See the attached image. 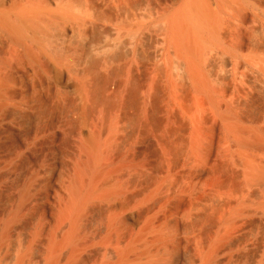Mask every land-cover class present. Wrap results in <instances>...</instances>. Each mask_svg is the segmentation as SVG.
Returning <instances> with one entry per match:
<instances>
[{"label":"rangeland","instance_id":"374dc122","mask_svg":"<svg viewBox=\"0 0 264 264\" xmlns=\"http://www.w3.org/2000/svg\"><path fill=\"white\" fill-rule=\"evenodd\" d=\"M171 1L172 0H120V1L119 0H77V1L54 0L55 2L54 7L56 9H64L67 6L70 7L72 5V9L73 12L75 13L74 15L76 17V20H73L75 17L72 19L69 18L70 21L68 19L69 22L66 21L65 23L66 25L68 24L67 26L70 28L69 36H66L65 32L63 31L65 28L64 27L65 24L63 22L61 23L63 26V30H62L61 28L62 26L59 25L55 26L53 23L50 24L49 21L46 20L41 21L39 24L42 25L41 28H44L42 29V31L43 30L44 31L43 32L41 31V36L43 34L42 38H44L43 41L44 42L48 40L50 41L44 43V48L47 52L48 57L55 58V60H58L57 59L58 57H56V55H58L60 52L65 53V59L67 61L63 60V62L60 61L59 63L57 61V65L59 64L58 65L59 68L63 69L65 72H67V74H69L68 75L69 80L72 79L71 80L72 82L81 85L79 86L82 88V90L84 89L82 97L74 93V91L72 90L56 89L53 86V83L50 82L51 80H49V77H47L46 72L43 73L44 72L43 70L46 68L47 65V61L45 59L42 60L40 59L41 60L40 62H36L31 59H29L30 60L29 61L27 60L28 58L27 59L25 58L22 50L12 49L11 47H9V49L8 47L2 48L3 50L0 49V55L2 56L1 58H5L7 61V65L1 64L2 62L0 61L1 62L0 86L2 88V89L0 88L1 89L0 90L1 93L0 94V99H1L0 100V214H1L0 228L3 224L2 222L5 221L7 218H10V215L12 216V213L15 214L17 210L16 212L17 215L15 219L13 218L15 222L12 220V222L10 221L9 223L10 226L7 229V236L5 238L3 237L0 238L1 240L0 247L2 246V248H0L1 255L2 253L5 254L6 253L5 251L7 250H8L7 252L10 251L9 253H13V252L15 253L18 250H22V251L25 250L26 252L24 255V264H31V263L48 264L46 262L47 260L49 264H51L50 261L57 259L60 260V258H61V264H65V262H67L66 264H68V262L69 264H99V263L119 264L120 259L118 258H120L121 255L123 254H127L129 255L128 257H131V259L128 258L129 262L127 261V264L146 263L147 259H144L146 257L148 258L147 264L149 262H150L149 264H169L171 263V261H174L173 259H176L177 257H181V258L184 257L183 260L185 259L186 261V262L184 261L185 264H187L188 262L192 264H196V263L198 264V262H202L199 264H203L202 260H204L205 258L204 256H207L208 254L209 255L207 256V259L211 258V260H206L205 258L206 260V261L204 260L205 264L207 263L208 264H214V263L215 264H228V263L264 264V257H263L264 254H261L264 253V246H263L264 245V197H263L264 196V188H263L264 187V181H263L264 154H262L264 152V138H263L264 137V130H263L264 129L263 126L264 125V111H263L264 84L262 83L263 84L262 85L260 82H258V79L255 78V77H259L257 72H250V70L252 69L255 70L257 66L255 67L256 64H254L253 61H250V63L254 64V66L249 65L248 63L249 61L247 62V60H250V58L248 59L247 58L248 56L244 55L246 56V58L242 56L241 59L242 58L244 59L236 60L237 64L238 62L242 63L241 64L242 66H240L239 69L236 68L237 66L234 64V62L236 63L235 60H233V64L235 65V66L233 65L234 68L233 66H230V68L228 67L229 68L228 69L227 67L225 68L223 64H222L223 67L219 65H218L219 67L217 66V64H221L220 61L222 60L221 58H224V54H222L219 49L218 51L214 50L215 55L214 53H212L214 57L212 56V54L210 55V53L208 52L211 50V48L209 50H205L204 53L202 52L203 55L201 54L198 55L199 52L197 49L196 51L198 53L194 52V56H196L195 59H197L199 56H200L199 58L202 59L201 56L203 57L205 55H206L205 57L208 56L210 59H212L209 61L210 64H212V66L209 65V62L207 63L206 59H208V57L206 59L203 58V60H205L206 62L205 61L202 62L203 60L201 61L200 59L198 60H200V62L202 63H206V67L207 65H209L211 66L210 69L212 67L214 68V71L212 69L210 72L208 66L207 67L208 72L206 71L203 72L205 74L206 73L208 74L210 73V75L211 73L213 74L211 75L213 78L211 77L210 78L213 79L214 82L213 84L218 89L216 90L217 91L216 94L215 93L216 88L212 89L214 88L213 87L214 85L211 86L210 81L206 80L209 82V85H207L209 89L210 90L212 89L214 91L212 90H211L212 92L210 91L211 93H213L212 95L206 92L203 93L204 90L203 88L198 87L197 85L198 82H194V80L192 81V79L195 78V77L193 78L194 76L193 73L191 74L188 73V72H192V70H190L191 63H189L192 62L191 57H187L188 55H185L184 51L182 50V46L180 44L179 47L176 46L178 43H176L175 45L174 41L170 42L172 38L171 36L170 39H168L169 36L167 37L168 31L169 34L170 31L172 33V28L170 29V26H173V24L171 25V22H173V20L171 19V17L170 20L169 18H167V16L169 17L170 15H172V13L175 11V8L177 9V7L178 8L181 7V4L183 3V0H173L172 2ZM260 1L264 2L263 0ZM78 4H81L83 7L81 5H80L81 7H79ZM175 13L176 12H174V14ZM253 13H255L256 15L255 11ZM255 15L250 18L249 24H247L246 26H242V28L243 27L248 28V29L245 28L246 31L244 28L243 29L246 32L247 36L250 35V37L253 35L251 34L252 31H250L249 33V31L247 32V30H253L252 33H255L254 31H256L257 36L255 34L254 36L257 39L256 38L254 39L261 40L262 35L264 36V31H263L264 22L263 24L260 22L264 20L261 17H255ZM125 16L127 17L125 18ZM234 19L237 22L235 24L239 25L240 23L238 24L239 21L237 20V18L234 17ZM234 19L232 21L233 23L235 21ZM76 24L78 27L76 26ZM137 25L140 26L138 27ZM71 27L73 28V30ZM83 28L84 30H82ZM258 28L262 30L261 31L262 35L258 34L259 32ZM111 30L112 31L115 30V31L112 32ZM47 32L50 34V36ZM44 34L46 35V37ZM52 34L53 35L55 34L56 37L55 35L53 36ZM116 34L117 35L119 34L118 36L120 37H118ZM141 35L142 36L146 35L145 36L146 38L142 37ZM171 35L173 36V33ZM61 36H63L64 38ZM254 36H252L251 38H253ZM258 37L261 38L258 39ZM57 38L59 42L57 41ZM70 38L74 40V41L72 40L73 43L69 41L71 40ZM262 40L261 43L264 42V38ZM75 42H77L78 44ZM82 43L84 45H82ZM170 45L172 46L175 45L174 46L175 49L172 46L171 48ZM178 48L179 49L181 48L180 50L183 51L185 56L183 55L182 51L179 52L180 50H178ZM11 49L12 51H10ZM76 49H78V51H76ZM174 50L177 52L176 54ZM3 51L5 53L7 51L8 52L5 54ZM19 51H21V53ZM178 52L180 53V55L182 53L185 59L187 57L190 60L187 62L189 63L188 67L190 69L187 70L186 68L187 63L184 62L185 63L184 65V63L182 62L184 59L182 58V55L176 56L177 54H179ZM211 52H213V49ZM135 53L138 55H135ZM196 53L198 56L196 55ZM15 54L16 55L19 54L17 55L18 58L15 56ZM220 54L223 55L221 58L218 57ZM67 56L70 58H67ZM23 57L25 59H23ZM20 58L23 60L21 61L18 60ZM80 58H82V60ZM216 58L218 59L220 58V60L217 59L218 60L217 61ZM225 58H229V57L226 56ZM225 58L223 60H225ZM30 62H33L32 64H30V68L32 70L29 68ZM42 62L44 63L42 64ZM203 65L205 66V64ZM244 65H246L245 68L246 72L244 70L245 67ZM8 66H11L12 69L11 67L9 68ZM231 67L233 68L232 71H231L232 69ZM242 67L244 72L242 70ZM247 68H249V70H247ZM91 69H93V71ZM234 69L240 70V72L239 71L236 72L237 70ZM16 74L20 77H18ZM252 74H254V77L251 76L252 78L250 79V77L248 76L249 78L247 79L253 80L254 78V80L259 84L258 83L253 84V82H255L254 80L253 82L250 80L247 81L246 79L247 75H252ZM34 77H36L35 78L36 80L35 79L32 80ZM210 78L208 77L207 79ZM46 79L48 80L45 81ZM215 79L218 80L216 81ZM233 79H234V83H233ZM196 80L198 81L199 79H195V81ZM219 81H221L220 83L222 85L219 83ZM194 83H197L195 84L196 85L195 87H194ZM255 84L258 85L257 87H261L262 85L263 87H261V89L262 88L263 89L261 90L259 88L256 92L257 88ZM51 86L53 89L51 88ZM3 87L5 90L3 89ZM250 87L251 89H249ZM195 89L196 91L197 90H199V92L201 91V94L198 91L197 92L194 91ZM223 89L224 90L226 89L227 91L225 90V92L229 93V95L225 93ZM219 90L220 91L222 90L223 92L221 91V94H218V92L220 93ZM85 91L88 93H86ZM4 92L6 93L4 94ZM253 92L257 94H253ZM63 93L64 94L67 93V94L64 96ZM197 93L202 95L203 98ZM204 94L207 95L209 94L211 96V99L213 95L214 96L218 95V97L219 95H221L220 97L222 98L221 100L228 99L229 103L226 104L227 109L225 108L226 105L221 103L222 101H220V98L218 99L221 104L217 102L219 106H217V103H216V108L213 107L212 105L210 106L208 104L209 102L208 103L206 102L208 100L207 98L209 97V95L207 96ZM225 94H227L226 95L227 98ZM87 98L88 101H86ZM204 98L206 99L205 101ZM215 100L218 101L217 97L215 98ZM261 101H263L262 102L263 105L261 104ZM226 102L224 101V103ZM230 102H232L234 105ZM84 103L86 106L84 105ZM211 103L212 101L210 102V104ZM250 103L252 104V106ZM229 104H232L233 108L231 105L229 106ZM253 104H255V106ZM235 105L237 106L238 109L237 112H239V115L242 114L241 116H243L242 118L241 116L238 117V119L240 118L239 125L238 122H236L237 119H235L234 122L233 121L231 122V120L229 121L224 119L225 117L227 118L226 115L224 116L220 115V113L224 109L227 110V111L224 110L225 112H228V110L230 109L232 110L231 111L232 113L233 111L235 113H233V115L231 112H228L226 114L227 115L230 114L232 118L233 117L237 118L236 116L237 109L235 108L236 107ZM221 106H223L224 108ZM228 106L231 107L232 109L228 108ZM212 107L218 109L216 110L217 112L213 110ZM252 109L254 110V112ZM81 114H84V116L86 117L87 127L94 135L99 145L97 153L99 154L98 156L101 157L97 158L98 162H95L96 164H92L90 160L91 155L84 147V140L80 136ZM249 114H251L253 118L251 117V115L249 116ZM256 114L258 117L256 116ZM260 115L262 116L263 120ZM230 117L229 119H232ZM259 132L261 135L259 134ZM242 142L243 144L246 143V145L245 144L242 145ZM254 143L256 144L254 145ZM53 145L56 147H53ZM84 155L86 158L84 157ZM250 158L251 160H249ZM259 162L260 163L263 162L262 163L263 165L260 164ZM50 163L51 165H49ZM253 165L254 166L257 165V166L254 167ZM35 166L37 167V169H35ZM55 167H57V169ZM94 168L97 170H95ZM251 168L253 170L255 169L254 170L255 173L260 171V174L263 175V180L259 181L258 179L254 178V174H253L254 171ZM54 170L57 173L56 176L54 177L55 180L53 179V181L52 180L48 181V179L52 174L51 172H53ZM45 174L48 176H46ZM107 176L110 177L112 188L116 192L115 196L104 197L103 195V196H97L96 198L95 197L92 198L90 196L89 198V194L91 195V191L94 188L102 187L104 179ZM74 182H77L75 184L76 187L74 186ZM24 183H26V185ZM60 185L62 187H60ZM42 186L45 188H43ZM121 187L122 189L125 187L124 190H121ZM37 188L38 189L41 188L42 191L41 189L38 190ZM75 188H77L76 191ZM78 189L81 191H79ZM76 192L78 194H76ZM260 195L262 196V198ZM119 196L123 198V200L120 199ZM17 197L19 198V200ZM70 198H72L73 201H71L72 199ZM105 198L106 201L104 200ZM124 199H126V201ZM81 200H82V204H80ZM108 200H110V203ZM113 200L114 202H112ZM116 201L122 203V205L124 206L120 205V208L115 209L114 204L112 203H115ZM124 202H126L127 204L126 203L123 204ZM72 203L75 204V211L72 213L69 211L70 213H68V210L70 209L69 206ZM76 203L79 204L81 208L79 206L76 207L77 205ZM111 204L113 205L114 208L112 207ZM238 204L240 207L238 206ZM7 205L9 207H7ZM45 205L46 206L49 205L50 207L52 206L50 209H52L56 217L55 218L56 222H54L55 224L53 226H50L46 217L44 218L45 214L43 212L45 211L44 210ZM111 207L113 209H111ZM77 208L78 210H76ZM82 209H84V212ZM114 210L117 211L116 212L117 214H115ZM235 210L237 212H235ZM109 212L112 213L111 214L112 216H110ZM128 212L130 214L134 213L135 214L134 217L136 219L138 217V223L136 225H133L131 222H128L129 221L128 219H126L127 215H129ZM34 213H36V215ZM120 213L121 215H119ZM73 214H75L74 218H73ZM123 214L125 215L124 216L125 218L122 216ZM106 215L108 216L105 217ZM224 215L226 216L224 217ZM114 217L115 218L118 217L117 219L119 221L117 219L114 220L115 219ZM113 220L116 221L117 223H113L114 222ZM57 221L59 222V224ZM175 221H176V226H174ZM61 222L62 224H60ZM178 222L179 224H177ZM169 224L172 227H170ZM107 225L109 227H107ZM23 226L26 227L23 229L22 228ZM115 226L118 227L115 228ZM173 226H174V230H173ZM112 227H114V229ZM75 229L77 231H75ZM185 229L186 231H184ZM53 230H55L58 234ZM62 230L65 232H63ZM69 230L70 233L75 231V235L78 234L80 236L79 237L77 235L76 236L77 238H74V240L71 242H74L76 239H78L80 242L76 240V243L70 244L71 246L69 244H65V243H69L68 240H66V238H68L70 234L68 233ZM175 231H177L179 234H177V232ZM53 232L57 234L58 241L60 240L61 241L60 243H57L55 245L54 249H51V246L53 245L51 243L52 236L54 234ZM79 232L81 234H79ZM133 232H135L134 233L135 235L133 234ZM14 234L15 236H13ZM39 235H41V237ZM177 235H178L177 239H179L180 242H178L179 240L177 241L176 239ZM21 236L23 237V239ZM101 236L104 237V239ZM32 237L35 239H33ZM45 237H47V239ZM213 238L217 239L216 243ZM8 239L10 241H8ZM162 239H164L163 241L165 242L164 244L162 241L163 246L161 245ZM32 240L34 242H32ZM166 240L168 244H166L167 243ZM212 240H214V243L216 245L213 243ZM211 241L212 244L206 248V246H208V244L211 243ZM112 242H114V244ZM119 242L124 246L121 245ZM155 242H157V244ZM84 243L86 244L84 245ZM87 243L90 245H88ZM96 243L98 244L96 245ZM170 244L173 246H169ZM139 245L140 247H138ZM146 245L147 247L152 245L153 247L152 246L150 247L153 249L149 248V250H151L149 251ZM218 245H220L221 247L219 246L218 248ZM229 245H231V247ZM73 246H75L74 250H73ZM114 246L118 250L119 249L120 250L119 251L114 250L113 249ZM121 246H123L124 248ZM125 246L128 248H126ZM13 247L14 249H12ZM91 247L93 248L90 249ZM135 247L138 249L137 252L135 250L136 249ZM142 247L146 248L147 251L145 249H143L144 250L143 251L141 249ZM163 247H167V248L164 249ZM172 247L178 248V255L176 257H174L172 253H170ZM215 247L216 249H214ZM32 248L33 249L35 248V250H33ZM168 248L169 250L167 251ZM49 249L51 250L49 251ZM96 249H98L99 252ZM111 249H113L114 251ZM131 250L134 251L132 252ZM158 250L160 253L158 252ZM213 250L214 252L216 251L215 255H213L215 258H212L213 256L211 257L210 253H208L209 251H212L213 253ZM73 251L76 252V255H74L75 252ZM117 251L118 252L122 251V253L120 252L121 254L118 253V256H116ZM140 251L144 252L145 254L141 253ZM204 251L205 253L202 254V252ZM44 252L45 255L43 254ZM56 252L58 256L55 255ZM152 252H155L157 258ZM161 252L163 253L165 252V254L163 253L161 254ZM221 252L224 254H221ZM112 253L114 255H112ZM129 253H132L133 255ZM138 253H140L141 255L142 254L146 255V257L142 256L141 258L140 257L141 255ZM200 253L202 254L201 259H200V255H201ZM38 254H40V257ZM79 254H81L82 257ZM149 254L152 256L151 259L152 262L149 260V258H151ZM46 255L48 257H51V260L50 258L45 257ZM170 255L172 257H169ZM256 255H259L258 258ZM76 256L77 258L78 257L79 258L77 259ZM188 256L191 258H189ZM194 256L196 258L197 257L199 258H197L196 260V258L194 259ZM165 257L166 259H164ZM185 257L188 260H186ZM158 258H160V261ZM76 259L77 261H75ZM163 259L165 260L164 262ZM135 260L137 262H135ZM144 260L145 262H143ZM222 260L223 262L224 261L225 262L222 263ZM33 261L36 262L34 263ZM207 261H211V263Z\"/></svg>","mask_w":264,"mask_h":264},{"label":"bare ground","instance_id":"6f19581e","mask_svg":"<svg viewBox=\"0 0 264 264\" xmlns=\"http://www.w3.org/2000/svg\"><path fill=\"white\" fill-rule=\"evenodd\" d=\"M62 1V0H61ZM66 1V0H65ZM73 1V0H72ZM75 1V0H74ZM77 1V0H76ZM120 1V0H119ZM173 1V0H172ZM171 1V2H172ZM233 1H235V2H233ZM183 0V3L181 4V7H177V9L175 8V11L174 12H176L175 14H174V12L172 13V15H170L169 17L167 16V18H169L170 19V17H171V19L173 20V22H171V25L173 24V26H170V29L172 28V33H173V36L171 35L172 33H171V31H170V34H169V31H168V33H167V37L169 36V38L168 39H170V36L172 37L171 38V41L170 42H172V41H174L175 42V45H176V43H178L176 46H179V44L182 46V50L184 51V53H185V55H188L187 57H191V61L192 62H189V63H191V69L188 67V64L189 63H187L188 61H190L187 57H186V59H185V57H183V55H184V53H183V51L182 50H180L179 48H178V50H180L179 52H181L182 51V53H183V55H182V53H181V55H182V58H184L183 59V63L185 62V63H187V70L188 69H190V70H192V72H188L189 74H191V73H193V78L194 79H192V81L194 80V82H198V84L197 83H194V87L196 86L195 84H197L198 85V87L199 88H203V93H209L210 95H212L213 93H211L212 91H214V90H212V89H215V93L217 92L216 90H218L217 89V87L213 84L214 82H213V79H211V78H213L211 75H213L212 73H211V75H210V73L208 74V73H204L203 71H206V72H208V66L209 65H211L212 66V64H210V60H212V59H210L208 56V59H206L207 57H205V56H201V58L202 59H200L199 57L197 58V59H195L196 58V56H194V52H197L196 50L198 49V52H199V54L198 55H203V53H204V51L205 50H209L210 48H211V50L210 51H208L209 53H210V55L212 54V53H214V50H216V51H218V49L221 51V53L222 54H224V58L227 56V57H229V58H225V60H223L224 58H221L223 55H219L218 57H220L222 60H220V58L218 59V58H216V60L218 59V60H220L221 61V64H217V66L219 65V66H222L223 67V65L225 66V68L227 67H229L230 68V66H233L234 64L237 66L236 68H240V66H242L241 64V62H238V64H237V61L236 60H240L241 59V57L242 56H244V55H246V56H248L247 58L249 59L250 58V60H247V62L249 63V65H253L254 66V64H256L255 65V67L257 66V68L254 70V69H252V70H254V71H252V70H250V72H257L258 73V75H259V77L261 78H259V77H255V78H257L258 79V82H260L261 84L263 83L264 84V42H262L261 43V40L264 38V36L261 34V31L262 30H260V28H258L259 30V32H258V34L259 35H262V39L261 40H256L257 38L254 36V34L256 35L257 33H256V31H254L255 33H252L253 32V30H247V32L249 31V33H250V31H252L251 32V34H253L252 36H254L253 38H251L250 37V35L249 36H247V34H246V29L245 28H247V27H243L244 29H245V31H244V29L242 28V26H246L247 24H249V21H250V18L251 17H253L254 15H255V13H253L254 11L256 12V15H255V17H261V18H263V20H264V2H261L260 0ZM264 1V0H263ZM124 2V1H123ZM178 2V1H177ZM70 3V2H69ZM130 3V2H129ZM124 4H126V3H124ZM176 4V3H175ZM71 5V4H70ZM79 5V7H81L82 5L81 4H78ZM81 5V6H80ZM179 5V4H178ZM183 5V6H182ZM55 2H54V0H0V49H2V48H4V47H8V49H9V47H11L12 49H18V50H22V52H23V54H24V56H25V58L27 59V60H29V59H31V60H34V61H36V62H40L42 59H45L46 61H47V65H46V68L42 71L43 73H45L46 72V75H47V77H49V80H51L50 82H52L53 83V86L56 88V89H65V90H72V91H74V93H76L77 95H79L80 97H82V95H83V90H82V88L78 85V84H76L75 82H72L71 80H69V78H68V75L69 74H67V72H65L63 69H61V68H59V64L57 65V61H58V63L60 62V61H62L63 62V60L64 61H67L66 59H65V53L64 52H60L58 55H56V57H58L57 59L58 60H55V58H52V57H48V55H47V52H46V50H45V48H44V43H47L48 41H43L44 40V38H42L43 37V34H42V36H41V31H42V29H44V28H41L42 27V25H40L39 23L41 22V21H43V20H46V21H49V23L50 24H54L55 26L56 25H59V26H62V22L65 24L66 23V21L67 22H69L70 21V19L69 18H74L75 17V13L73 12V9H72V5L70 6V7H66V8H64V9H56L55 7ZM169 6V5H168ZM180 6V5H179ZM83 7V6H82ZM171 7V6H170ZM76 9V8H75ZM180 9V10H179ZM84 10V9H83ZM87 11V10H86ZM251 11H252V13L254 14H252L251 13ZM251 13V14H250ZM89 14V13H88ZM168 14H170V13H168ZM120 15V14H119ZM253 15V16H252ZM123 16V15H122ZM88 17V16H87ZM116 17V16H115ZM121 17V16H120ZM127 16H125V18H126ZM234 17L235 18H237V20L239 21L238 22V24L239 25H237V24H235V23H237L236 22V20L234 19ZM254 17V18H255ZM78 18V17H77ZM84 18V17H83ZM134 18H136V17H134ZM163 18V17H162ZM68 19H69V21H68ZM170 19V20H171ZM232 19V20H231ZM233 19L235 20L234 21V23L232 22L233 21ZM256 19V18H255ZM73 20H76V17L73 19ZM78 20V19H77ZM82 20V19H81ZM80 20V21H81ZM85 20V19H84ZM87 20V19H86ZM117 20V19H116ZM127 20V19H126ZM119 21V20H118ZM133 21V20H132ZM135 21V20H134ZM85 22V21H84ZM120 22H122V21H120ZM120 22H119V24H120ZM263 22L264 21H261L260 23H262L263 24ZM78 23V22H77ZM116 23V22H115ZM114 23V24H115ZM44 24H45V22H44ZM72 24H74V23H72ZM83 24V23H82ZM81 24V25H82ZM125 24V23H124ZM138 24H139V22H138ZM256 24V23H255ZM47 25V24H46ZM68 25V24H67ZM66 24H65V28H64V30H63V26L61 27L62 28V30L65 32V34H66V36H69V33H70V28L67 26ZM165 25V24H164ZM76 26H77V24H76ZM75 26V27H76ZM138 27L140 26V25H137ZM44 27V26H43ZM51 27V26H50ZM73 27V26H72ZM71 27V28H72ZM78 27V26H77ZM113 27V26H112ZM86 28V27H85ZM145 28V27H144ZM54 29V28H53ZM115 29H116V27H115ZM139 29V28H138ZM146 29V28H145ZM169 29V30H170ZM248 29V28H247ZM50 30V29H49ZM52 30V29H51ZM55 30V29H54ZM53 30V31H54ZM59 30V29H58ZM61 30V31H62ZM72 30H73V28H72ZM79 30V29H78ZM82 30H84V28L82 29ZM165 30H166V28H165ZM44 31V30H43ZM42 31V32H43ZM56 31V30H55ZM60 31V30H59ZM81 31V30H80ZM112 31V30H111ZM115 30H113L112 32H114ZM118 31V30H117ZM127 31V30H126ZM140 31V30H139ZM264 31V30H263ZM57 32V31H56ZM73 32V31H72ZM83 32V31H82ZM111 32V33H112ZM130 32V31H129ZM45 33V32H44ZM48 33V32H47ZM60 33V32H59ZM75 33H76V31H75ZM74 33V34H75ZM84 33V32H83ZM118 33V32H117ZM128 33V32H127ZM165 33V32H164ZM49 34V33H48ZM85 34V33H84ZM109 34V33H108ZM139 34V33H138ZM140 34H141V32H140ZM144 34V33H143ZM169 34V35H168ZM45 35V34H44ZM53 35V34H52ZM55 35V34H54ZM53 35V36H54ZM71 35V34H70ZM81 35V34H80ZM91 35V34H90ZM94 35V34H93ZM110 35H113V34H110ZM109 35V36H110ZM117 35V34H116ZM119 35V34H118ZM117 35V36H118ZM122 35H123V33H122ZM130 35V34H129ZM136 35V34H135ZM48 36V35H47ZM49 36H50V34H49ZM65 36V35H64ZM74 36V35H73ZM72 36V37H73ZM85 36V35H84ZM142 36V35H141ZM141 36H139V37H141ZM146 36V35H145ZM145 36H142V37H145ZM257 36V35H256ZM45 37H46V35H45ZM55 37H56V35H55ZM58 37H59V35H58ZM61 37H63V36H61ZM76 37V36H75ZM89 37V36H88ZM118 37H120V36H118ZM125 37V36H124ZM51 38H53V37H51ZM64 38V37H63ZM146 38V37H145ZM164 38H166V37H164ZM254 38H256V39H254ZM261 38V37H260ZM259 37H258V39H260ZM55 39V38H54ZM71 39V38H70ZM81 39H83V38H81ZM124 39V38H123ZM126 39H128V38H126ZM249 39V40H248ZM63 40H65V39H63ZM72 40L73 39H71V40H69V41H71V43H73L72 42ZM115 40V39H114ZM136 40V39H135ZM57 41L59 42V40H58V38H57ZM62 41V40H61ZM68 41V42H69ZM74 41V40H73ZM83 41V40H82ZM85 41V40H84ZM87 41V40H86ZM130 41H132V40H130ZM168 41V42H169ZM250 41V42H249ZM263 41V40H262ZM50 42V41H49ZM56 42V41H55ZM65 42V41H64ZM128 42V41H127ZM140 42V41H139ZM157 42V41H156ZM249 42V43H248ZM63 43V42H62ZM75 43H77V42H75ZM100 43V42H99ZM141 43V42H140ZM145 43V42H144ZM248 43V44H247ZM61 44V43H60ZM59 44V45H60ZM78 44V43H77ZM169 44H171V43H169ZM52 45V44H51ZM68 45V44H67ZM82 45H84L83 43H82ZM81 45V46H82ZM101 45V44H100ZM137 45V44H136ZM141 45V44H140ZM144 45V44H143ZM162 45V44H161ZM172 45H173V43H172ZM172 45H170V47L172 46ZM174 45V46H175ZM46 46V45H45ZM50 46V45H49ZM65 46H66V44H65ZM131 46H132V44H131ZM164 46V45H163ZM174 46H172L174 49H175V47ZM51 47V46H50ZM72 47V46H71ZM162 47V46H161ZM166 47V46H165ZM171 47V48H172ZM180 47V46H179ZM84 48V47H83ZM215 48H217V49H215ZM12 49L10 50V51H12ZM61 49H62V47H61ZM81 49V48H80ZM141 49V48H140ZM139 49V50H140ZM165 49V48H164ZM177 49V48H176ZM212 49H213V52H211L212 51ZM3 50V49H2ZM6 50V49H5ZM48 50H50V49H48ZM87 50V49H86ZM134 50V49H133ZM16 51V50H15ZM15 51H13V52H15ZM53 51V50H52ZM55 51V50H54ZM76 51H78V49H76ZM80 51V50H79ZM136 51V50H135ZM4 52V51H3ZM8 52V51H7ZM6 52V53H7ZM17 52V51H16ZM20 53H21V51H19ZM84 52V51H83ZM83 52H81V53H83ZM91 52V51H90ZM134 52V51H133ZM137 52V51H136ZM143 52V51H142ZM141 52V53H142ZM144 52H145V50H144ZM147 52V51H146ZM174 52H175V54L177 53L175 50H174ZM178 52V53H179ZM197 52V53H198ZM203 52V53H202ZM2 53V52H1ZM5 53V52H4ZM5 53V54H6ZM12 53V52H11ZM18 53V52H17ZM19 53V54H20ZM49 53V52H48ZM140 53V54H141ZM164 53V52H163ZM168 53V52H167ZM197 53H196V55H197ZM209 53H208V55H209ZM220 53V52H219ZM218 53V54H219ZM4 54V55H5ZM14 54V53H13ZM19 54H17V55H19ZM51 54V53H50ZM78 54V53H77ZM87 54H88V52H87ZM175 54H173V55H175ZM206 54H207V52H206ZM225 54H227V55H225ZM4 55H3V57H4ZM11 55V54H10ZM10 55H9V57H10ZM16 54H15V56L18 58V56H17ZM21 55V54H20ZM69 55H71V54H69ZM135 55H138V54H136L135 53ZM143 55V54H142ZM180 55V53L179 54H177L176 56H179ZM180 55V56H181ZM184 55V56H185ZM197 55V56H198ZM214 55H215V53H214ZM75 56V55H74ZM91 56H92V54H91ZM212 56H213V54H212ZM246 56H244V58H246ZM2 56L0 55V61L2 62H0L1 64H5V65H7V61H6V59L5 58H1ZM6 57H8V56H6ZM13 57V56H12ZM20 57V56H19ZM54 57V56H53ZM83 57V56H82ZM90 57V56H89ZM94 57V56H93ZM134 57V56H133ZM132 57V58H133ZM145 57V56H144ZM147 57V56H146ZM166 57V56H165ZM211 57V56H210ZM214 57V56H213ZM212 57V58H213ZM14 58V57H13ZM24 57H23V59H25ZM67 58H70V57H68L67 56ZM72 58V57H71ZM96 58V57H95ZM140 58H141V56H140ZM203 58H205L206 60H207V63L209 62V65H207V67H206V63H202V62H204L205 60H203ZM244 58H242V59H244ZM23 59H18V60H23ZM41 59V60H40ZM79 59V58H78ZM81 60H82V58H80ZM188 59V60H187ZM198 59H200L202 62H200V60H198ZM241 59V60H242ZM10 60V59H9ZM44 60V61H45ZM104 60V59H103ZM132 60V59H131ZM173 60H174V58H173ZM184 60H187V61H184ZM217 60V61H218ZM233 60H235L236 61V63L234 62V64H233ZM19 61V62H20ZM30 61V60H29ZM84 61V60H83ZM172 61V60H171ZM220 61H219V63H220ZM245 61H246V59H245ZM250 61H253V63L254 64H251L250 63ZM11 62H13V61H11ZM18 62V63H19ZM206 62V61H205ZM216 62V61H215ZM223 62V63H222ZM24 63V62H23ZM22 63V64H23ZM27 63V62H26ZM33 62H30L29 63V68H30V64H32ZM44 62H42V64H43ZM68 63H69V61H68ZM74 63H76V62H74ZM78 63V62H77ZM173 63V62H172ZM185 63H184V65H185ZM214 63V62H213ZM22 64H21V67H22ZM40 64V63H39ZM72 64V63H71ZM86 64V63H85ZM96 64V63H95ZM203 64H205V66L203 65ZM223 64V65H222ZM37 65V64H36ZM62 65V64H61ZM203 65V66H202ZM234 65V66H235ZM12 66V65H11ZM11 66H8L9 68L11 67ZM77 66V65H76ZM82 66V65H81ZM95 66V65H94ZM211 66H209V71L211 72V70L213 69V71H214V68L212 67L211 69H210V67ZM218 66V67H219ZM234 66H233V68H234ZM245 67H244V70H245V68H246V65H244ZM8 67H6V68H8ZM17 67V66H16ZM23 67H25V66H23ZM63 67V66H62ZM75 67V66H74ZM73 67V68H74ZM101 67V66H100ZM204 67H206V68H204ZM34 68H35V66H34ZM33 68V69H34ZM64 68V67H63ZM76 68V67H75ZM91 68V67H90ZM184 68V67H183ZM228 68V69H229ZM232 68V67H231ZM233 68L231 69V71L233 70ZM11 69H12V67H11ZM16 69V68H15ZM26 69V68H25ZM31 69V68H30ZM65 69V68H64ZM203 69H205V70H203ZM227 69V70H228ZM20 70V69H19ZM32 70V69H31ZM67 70V69H66ZM92 71H93V69H91ZM189 70V71H190ZM224 70V69H223ZM234 70H237V69H234ZM242 70H243V67H242ZM244 70H243V72H244ZM247 70H249V68H247ZM6 71V70H5ZM11 71V70H10ZM171 71V70H170ZM240 72V70H237L236 72ZM2 72V71H1ZM24 72V71H23ZM100 72V71H99ZM227 72V71H226ZM235 72V71H234ZM235 72V73H236ZM242 72V71H241ZM245 72H246V70H245ZM11 73V72H10ZM42 73V74H43ZM79 73V72H78ZM218 73V72H217ZM234 73V74H235ZM248 73H249V71H248ZM15 74V73H14ZM24 74V73H23ZM71 74V73H70ZM77 74V73H76ZM208 74V75H207ZM231 74V73H230ZM239 74H241V73H239ZM246 74V73H245ZM17 75V74H16ZM20 75V74H19ZM45 75V74H44ZM83 75V74H82ZM211 79H207L208 77ZM210 75V76H209ZM223 75V74H222ZM225 75V74H224ZM244 75V74H243ZM18 76V75H17ZM34 76V75H33ZM73 76V75H72ZM77 76V75H76ZM218 76V75H217ZM221 76V75H220ZM226 76V75H225ZM232 76V75H231ZM234 76V75H233ZM239 76V75H238ZM250 77V79L252 78L251 76H253L254 77V74H252V75H247V77H246V79L247 78H249ZM12 77V76H11ZM18 77H20V76H18ZM22 77H23V75H22ZM41 77V76H40ZM46 77V76H45ZM36 77H34L32 80H34ZM42 78V77H41ZM174 78V77H173ZM233 78V77H232ZM16 79V78H15ZM37 79H38V76H37ZM40 79V78H39ZM81 79V78H80ZM190 79V78H189ZM195 79H199L198 81L196 80L195 81ZM238 79H239V77H238ZM241 79V78H240ZM249 79V80H250ZM256 79V80H257ZM30 80V79H29ZM36 80V79H35ZM48 79H46L45 81H47ZM86 80V79H85ZM206 80H208V81H210V85L211 86H213L214 88H212L211 90L209 89V87L207 86V85H209V82L208 81H206ZM216 80V79H215ZM218 80V79H217ZM216 80V81H217ZM222 80V79H221ZM248 79H247V81H249ZM253 80H254V78H253ZM253 80H250V81H252L253 82ZM260 80V81H259ZM232 81V80H231ZM238 81V80H237ZM245 81V80H244ZM255 81V80H254ZM4 82H6V81H4ZM31 82V81H30ZM41 82V81H40ZM82 82V81H81ZM84 82V81H83ZM221 81H219V83H220ZM241 82V81H240ZM251 82V83H252ZM258 82H253V84L254 83H258ZM1 83V82H0ZM6 83H8V82H6ZM32 83V82H31ZM193 83V82H192ZM207 83V84H206ZM212 83V84H211ZM228 83V82H227ZM233 83H234V79H233ZM250 83V84H251ZM10 84V83H9ZM33 84V83H32ZM35 84V83H34ZM86 84V83H85ZM221 84V83H220ZM238 84V83H237ZM259 84V83H258ZM260 84V85H261ZM262 84V85H263ZM51 85V84H50ZM222 85V84H221ZM233 85V84H232ZM240 85V84H239ZM261 85V87H263ZM47 86H48V84H47ZM230 86V85H229ZM252 86V85H251ZM255 86H256V92H257V90L260 88L261 89V87H257L258 85L257 84H255ZM254 86V87H255ZM7 87V86H6ZM27 87V86H26ZM43 87V86H42ZM219 87V86H218ZM221 87V86H220ZM232 87V86H231ZM236 87V86H235ZM235 87H234V89H235ZM247 87H249V86H247ZM0 88H1V86H0ZM8 88V87H7ZM7 88H6V90H7ZM49 88V87H48ZM51 88H52V86H51ZM54 88V89H55ZM211 88V87H210ZM264 88V87H263ZM262 88V89H263ZM2 89V88H1ZM0 89V90H1ZM3 89H4V87H3ZM53 89V88H52ZM241 89V88H240ZM245 89V88H244ZM249 89H251V87L249 88ZM248 89V90H249ZM261 89V90H262ZM5 90V89H4ZM32 90H33V88H32ZM64 90V91H65ZM91 90V89H90ZM224 90V89H223ZM226 90V89H225ZM225 90H224V92H225ZM194 91H196V89L194 90ZM198 92H199V90H197ZM196 91V92H197ZM211 91V92H210ZM220 91V90H219ZM222 91V90H221ZM221 91H220V93L218 92V94H221ZM227 91V90H226ZM232 91V90H231ZM240 91V90H239ZM238 91V92H239ZM246 91V90H245ZM27 92V91H26ZM86 92V91H85ZM84 92V93H85ZM90 92V91H89ZM223 92V91H222ZM237 92V93H238ZM241 92V91H240ZM259 92V91H258ZM6 92H4V94H5ZM57 93V92H56ZM60 93V92H59ZM62 93V92H61ZM86 93H88V92H86ZM200 94H201V91L199 92ZM225 93H227V92H225ZM236 93V92H235ZM245 93V92H244ZM247 93V92H246ZM1 94V93H0ZM33 94V93H32ZM67 94V93H66ZM66 94H64L63 93V95L65 96ZM75 94V95H76ZM92 94V93H91ZM198 94V93H197ZM200 94H198V95H200ZM208 94V95H209ZM217 94V93H216ZM215 94V95H216ZM223 94V93H222ZM228 95H229V93H227ZM227 94H225V96L227 95ZM232 94V93H231ZM239 94V93H238ZM252 94V93H251ZM253 94H257V93H254L253 92ZM259 94V93H258ZM22 95V94H21ZM24 95V94H23ZM29 95V94H28ZM63 95H61V96H63ZM85 95V94H84ZM204 95H207V94H204ZM207 95V96H208ZM209 95V97L207 98L208 100L206 101L210 106L212 105L213 107H215L216 108V103L218 102L219 104H221V103H223V104H227V103H229L228 101V99H226V100H221L222 98H220L221 97V95H219V97H218V95H216V96H212V99H211V96ZM249 95V94H248ZM25 96V95H24ZM58 96V95H57ZM200 96H202V95H200ZM207 96H204V97H207ZM223 96V95H222ZM250 96V95H249ZM256 96V95H255ZM5 97H7V96H5ZM9 97V96H8ZM30 97V96H29ZM75 97V96H74ZM217 97V100L218 101H216L215 100V98ZM24 98V97H23ZM35 98V97H34ZM33 98V99H34ZM57 98V97H56ZM94 98V97H93ZM202 98H203V96H202ZM213 98H214V101H213ZM218 98H220V101H222L221 103H220V101H219V99ZM226 98H227V96H226ZM229 98V97H228ZM3 99V98H2ZM211 99V100H210ZM223 99H225V98H223ZM232 99V98H231ZM264 99V98H263ZM1 100V99H0ZM5 100V99H4ZM31 100V99H30ZM35 100V99H34ZM72 100V99H71ZM90 100V99H89ZM206 99L204 98V101H205ZM237 100V99H236ZM247 100V99H246ZM3 101V100H2ZM74 101H75V99H74ZM86 101H88V98H87V100ZM212 101V103L210 104V102ZM224 101L226 102V103H224ZM38 102H40V101H38ZM45 102V101H44ZM78 102V101H77ZM91 102V101H90ZM213 102H214V104H213ZM244 102H245V99H244ZM247 102H249V101H247ZM262 102L263 101H261V104H262ZM30 103V102H29ZM53 103H54V101H53ZM59 103V102H58ZM71 103H72V101H71ZM218 103H217V106H219L218 105ZM230 103H232V102H230ZM252 103H254V102H252ZM264 103V102H263ZM31 104V103H30ZM33 104H35V103H33ZM79 104V103H78ZM222 104V105H223ZM233 104V103H232ZM232 104H229V106L231 105L232 106V108H233V105ZM251 104V103H250ZM250 104H249V106H250ZM39 105V104H38ZM50 105V104H49ZM84 105H85V103H84ZM225 105H224V107H225ZM248 105V104H247ZM254 106H255V104H253ZM263 105V104H262ZM46 106V105H45ZM80 106V105H79ZM86 106V105H85ZM228 106V108H231V107H229ZM236 106V105H235ZM245 106V105H244ZM251 106H252V104H251ZM261 106V105H260ZM34 107H35V105H34ZM47 107V106H46ZM45 107V108H46ZM88 107H89V105H88ZM212 107V108H213ZM221 107H223V106H221ZM220 107V108H221ZM223 107V108H224ZM41 108V107H40ZM50 108V107H49ZM84 108V107H83ZM86 108V107H85ZM210 108V107H209ZM215 108H213V110H218V109H215ZM219 108V107H218ZM226 109H227V105H226V107H225ZM231 108V109H232ZM236 109H237V106L235 107ZM246 108V107H245ZM248 108V107H247ZM254 108V107H253ZM263 108H264V105H263ZM262 108V109H263ZM34 109V108H33ZM43 109H44V107H43ZM61 109V108H60ZM236 109H234V110H236ZM240 109V108H239ZM242 109V108H241ZM249 109H251V108H249ZM256 109V108H255ZM48 110V109H47ZM62 110V109H61ZM225 110V109H224ZM222 111L221 113H220V115H222V116H224V115H226L227 116V118L225 117H222V118H224L225 120H231V122L233 121L234 122V120L235 119H237L236 120V122H238V125H239V121H240V118L238 119V117H240L241 115H239V112H237L238 111V109L236 110V112H237V114H236V116H237V118L236 117H233L232 118V116L229 114V115H227L226 113H228V112H231L232 110H228V112H225V111H227V110H225V111ZM253 110V109H252ZM259 110V109H258ZM35 111V110H34ZM33 111V112H34ZM39 111V110H38ZM41 111H42V109H41ZM51 111V110H50ZM74 111V110H73ZM78 111V110H77ZM220 111V110H219ZM218 111V112H219ZM244 111V110H243ZM262 111V110H261ZM264 111V110H263ZM11 112V111H10ZM32 112V113H33ZM52 112V111H51ZM54 112H56V111H54ZM65 112V111H64ZM85 112V111H84ZM217 112V111H216ZM224 112H225V114H224ZM242 112V111H241ZM253 112H254V110H253ZM258 112V111H257ZM44 113H45V110H44ZM77 113V112H76ZM82 113V112H81ZM88 113H89V111H88ZM87 113V114H88ZM223 113V114H222ZM232 113V112H231ZM233 113H235L234 111H233ZM233 113H232V115H233ZM261 113V112H260ZM66 114V113H65ZM247 114V113H246ZM245 114V115H246ZM259 114V113H258ZM262 114V113H261ZM9 115V114H8ZM30 115V114H29ZM45 115V114H44ZM69 115V114H68ZM89 115V114H88ZM235 115V114H234ZM251 114H249V116H250ZM255 115V114H254ZM253 115V116H254ZM263 115V114H262ZM40 116V115H39ZM47 116V115H46ZM50 116V115H49ZM87 116V115H86ZM231 116V117H230ZM248 116V115H247ZM256 116H257V114H256ZM261 116V115H260ZM37 117V116H36ZM41 117V116H40ZM44 117V116H43ZM54 117V116H53ZM56 117V116H55ZM89 117V116H88ZM221 117V116H220ZM229 117L230 118H232V119H229ZM243 116H241V118H242ZM251 117H252V115H251ZM258 117V116H257ZM30 118V117H29ZM33 118V117H32ZM76 118V117H75ZM247 118V117H246ZM253 118V117H252ZM251 118V119H252ZM261 118H262V116H261ZM34 119V118H33ZM244 119V118H243ZM242 119V120H243ZM73 120H75V119H73ZM86 117L84 116V114H81V116H80V124H81V128H80V136L83 138V140H84V147L86 148V150L90 153V155H91V162H92V164H96L95 162H98L97 161V158L98 157H101V156H98L99 154L97 153L98 152V142H97V140H96V138L94 137V135L91 133V131L88 129V127H87V122H86ZM241 120V121H242ZM262 120H263V118H262ZM38 121H39V119H38ZM37 121V122H38ZM89 121V120H88ZM31 122H32V119H31ZM73 122V121H72ZM71 122V123H72ZM90 122V121H89ZM228 122V121H227ZM36 123V122H35ZM245 123H246V121H245ZM261 123V122H260ZM34 124V123H33ZM91 124V123H90ZM228 124V123H227ZM240 124H241V122H240ZM250 124V123H249ZM248 124V125H249ZM262 124V123H261ZM74 125H76V124H74ZM73 125V126H74ZM79 125V124H78ZM77 125V126H78ZM234 125V124H233ZM235 126V125H234ZM250 126V125H249ZM264 126V125H263ZM227 127V126H226ZM244 127V126H243ZM257 127V126H256ZM37 128V127H36ZM111 128V127H110ZM237 128V127H236ZM241 128V127H240ZM35 129V128H34ZM76 129V128H75ZM230 129V128H229ZM252 129V128H251ZM258 129V128H257ZM261 129V128H260ZM33 130V129H32ZM242 130V129H241ZM250 130V129H249ZM259 130V129H258ZM264 130V129H263ZM31 131V130H30ZM46 131V130H45ZM57 131V130H56ZM77 131V130H76ZM79 131V130H78ZM101 131V130H100ZM99 131V132H100ZM107 131V130H106ZM105 131V132H106ZM255 131V130H254ZM257 131V130H256ZM102 132V131H101ZM57 133V132H56ZM94 133V132H93ZM98 133V132H97ZM79 134V133H78ZM247 134V133H246ZM253 134V133H252ZM259 134H260V132H259ZM96 135V134H95ZM261 135V134H260ZM98 136V135H97ZM109 136V135H108ZM253 136H255V135H253ZM80 137V138H81ZM101 137V136H100ZM103 137V136H102ZM248 137V136H247ZM56 138V137H55ZM105 138V137H104ZM238 138V137H237ZM240 138V137H239ZM242 138H243V136H242ZM261 138V137H260ZM264 138V137H263ZM80 140V139H79ZM103 140H105V139H103ZM102 140V141H103ZM107 140V139H106ZM263 140V139H262ZM53 141H55V140H53ZM238 141V140H237ZM252 141V140H251ZM258 141V140H257ZM250 142V141H249ZM253 143V142H252ZM101 144V143H100ZM102 144H104V143H102ZM245 145H246V143H244ZM243 144V142H242V145H244ZM249 144V143H248ZM256 143H254V145H255ZM261 144V143H260ZM82 145V144H81ZM241 145V144H240ZM252 145V144H251ZM53 147H56V146H54L53 145ZM105 147V146H104ZM195 147V146H194ZM258 147H259V145H258ZM262 147V146H261ZM114 148V147H113ZM100 149V148H99ZM107 149H108V146H107ZM247 149V148H246ZM245 149V150H246ZM198 150V149H197ZM201 150V149H200ZM248 150V149H247ZM106 151V150H105ZM112 151V150H111ZM201 152V151H200ZM243 152V151H242ZM110 153V152H109ZM196 153V152H195ZM194 153V154H195ZM202 153V152H201ZM246 153H248V152H246ZM86 154V153H85ZM106 154H107V152H106ZM245 154V153H244ZM262 154H264V152L262 153ZM200 155V154H199ZM202 155V154H201ZM246 155V154H245ZM89 156V155H88ZM84 157H85V155H84ZM201 157V156H200ZM247 157H249V156H247ZM250 157H252V156H250ZM80 158V157H79ZM83 158V157H82ZM86 158V157H85ZM51 159H53V158H51ZM84 159V158H83ZM100 159V158H99ZM199 159V158H198ZM204 159V158H203ZM253 159V158H252ZM255 159V158H254ZM86 160V159H85ZM84 160V161H85ZM249 160H251V158L249 159ZM54 161V160H53ZM78 161V160H77ZM59 162V161H58ZM82 162V161H81ZM88 162V161H87ZM90 162V161H89ZM256 162V161H255ZM253 163V162H252ZM257 163V162H256ZM260 163V162H259ZM263 163V162H262ZM262 163H260V164H262ZM58 164V163H57ZM73 164V163H72ZM45 165V164H44ZM49 165H51V163L49 164ZM48 165V166H49ZM56 165V164H55ZM77 165V164H76ZM84 165V164H83ZM258 165V164H257ZM257 165H255V166H257ZM263 165V164H262ZM47 166V167H48ZM63 166V165H62ZM65 166V165H64ZM252 166V165H251ZM254 166V165H253ZM254 166V167H255ZM261 166V165H260ZM45 167V166H44ZM71 167V166H70ZM79 167V166H78ZM78 167H77V169H78ZM82 167V166H81ZM96 167V166H95ZM98 167V166H97ZM46 168V167H45ZM56 169H57V167H55ZM59 168H60V166H59ZM84 168V167H83ZM87 168V167H86ZM113 168V167H112ZM115 168V167H114ZM260 168V167H259ZM35 169H37V167L35 166ZM90 169V168H89ZM95 169V168H94ZM252 169V168H251ZM261 169V168H260ZM70 170V169H69ZM76 170V169H75ZM88 170V169H87ZM87 170H85V171H87ZM95 170H97V169H95ZM108 170V169H107ZM110 170H113V169H110ZM253 170V169H252ZM255 170V169H254ZM253 170V171H254ZM257 170V169H256ZM39 171H40V169H39ZM42 171H44V170H42ZM49 171V170H48ZM81 171V170H80ZM83 171H84V169H83ZM109 171V170H108ZM258 171V170H257ZM262 171V170H261ZM264 171V170H263ZM91 172V171H90ZM32 173V172H31ZM52 174H51V176H50V178L48 179V181L49 180H52L53 181V179L55 180V176H56V172H55V170L53 171V172H51ZM74 173V172H73ZM96 173V172H95ZM105 173V172H104ZM116 173H118V172H116ZM249 173H251V172H249ZM262 173V172H261ZM63 174V173H62ZM66 174V173H65ZM254 178H256V179H258L259 181L260 180H263V175L262 174H260V171H258V172H256L255 173V171H254ZM36 175V174H35ZM34 175V176H35ZM46 175V174H45ZM60 175V174H59ZM79 175V174H78ZM113 175V174H112ZM121 175V174H120ZM251 175V174H250ZM38 176V175H37ZM36 176V177H37ZM46 176H48V175H46ZM45 176V177H46ZM62 176V175H61ZM68 176V175H67ZM80 176V175H79ZM85 176V175H84ZM253 176V175H252ZM30 177V176H29ZM33 177V176H32ZM44 177V178H45ZM76 177H77V175H76ZM101 177V176H100ZM105 177V176H104ZM107 177H109V176H107ZM105 178L104 179V182H103V184H102V187L101 186H99V187H101V188H94L92 191H91V195L89 194V198H90V196L93 198V197H97V196H103L104 195V197H113V196H115V194H116V192L114 191V189L112 188V184H111V180H110V177H111V175H110V177L109 178ZM119 177V176H118ZM127 177V176H126ZM129 177V176H128ZM69 178V177H68ZM81 178V177H80ZM79 178V179H80ZM91 178V177H90ZM96 178V177H95ZM123 178V177H122ZM112 179V178H111ZM113 179H115V178H113ZM249 179H251V178H249ZM29 180V179H28ZM38 180V179H37ZM47 180V179H46ZM58 180V179H57ZM75 180V179H74ZM117 180V179H116ZM30 181V180H29ZM51 181V182H52ZM82 181V180H81ZM102 181V180H101ZM119 181V180H118ZM264 181V180H263ZM262 181V182H263ZM31 182V181H30ZM43 182V181H42ZM56 182V181H55ZM58 182V181H57ZM65 182V181H64ZM78 182H80V181H78ZM88 182V181H87ZM90 182V181H89ZM114 182V181H113ZM112 182V183H113ZM125 182V181H124ZM252 182V181H251ZM255 182V181H254ZM253 182V183H254ZM258 182V181H257ZM28 183V182H27ZM33 183H34V181H33ZM45 183V182H44ZM63 183V182H62ZM77 182H74V186L76 187V184ZM25 185H26V183H24ZM40 184H41V182H40ZM46 184V183H45ZM57 184V183H56ZM64 184V183H63ZM68 184V183H67ZM72 184V183H71ZM81 184V183H80ZM125 184V183H124ZM130 184V183H129ZM30 185V184H29ZM31 185H33V184H31ZM43 185V184H42ZM47 185V184H46ZM51 185V184H50ZM69 185H70V183H69ZM100 185V184H99ZM117 185V184H116ZM256 185V184H255ZM54 186H55V184H54ZM65 186V185H64ZM73 186V185H72ZM73 186V187H74ZM78 186V185H77ZM262 186V185H261ZM36 187V186H35ZM43 187V186H42ZM60 187H62L61 185H60ZM59 187V188H60ZM69 187V186H68ZM68 187H67V190H68ZM84 187V186H83ZM43 188H45V187H43ZM47 188H48V186H47ZM53 188V187H52ZM55 188V187H54ZM70 188V187H69ZM85 188V187H84ZM83 188V189H84ZM88 188V187H87ZM120 188V187H119ZM125 188V187H124ZM124 188L122 189V187H121V190H124ZM261 188V187H260ZM264 188V187H263ZM262 188V189H263ZM38 189V188H37ZM39 189H41V188H39ZM38 189V190H39ZM51 189V188H50ZM65 189V188H64ZM71 189H73V188H71ZM258 189H259V187H258ZM20 190V189H19ZM25 190V189H24ZM24 190H22V191H24ZM44 190H46V189H44ZM54 190V189H53ZM61 190V189H60ZM77 190V188H75V191ZM79 190V189H78ZM117 190H119V189H117ZM261 190V189H260ZM41 191H42V189H41ZM58 191V190H57ZM73 191V190H72ZM79 191H81V190H79ZM128 191V190H127ZM29 192H31V191H29ZM37 192V191H36ZM40 192V191H39ZM70 192V191H69ZM120 192V191H119ZM125 192V191H124ZM153 192V191H152ZM19 193V192H18ZM21 193V192H20ZM27 193V192H26ZM47 193V192H46ZM50 193V192H49ZM86 193V192H85ZM148 193V192H147ZM155 193V192H154ZM29 194V193H28ZM44 194V193H43ZM52 194V193H51ZM50 194V195H51ZM63 194V193H62ZM72 194H74V193H72ZM76 194H78L77 192H76ZM80 194V193H79ZM262 194V193H261ZM45 195V194H44ZM60 195V194H59ZM65 195V194H64ZM19 196V195H18ZM29 196H31V195H29ZM63 196V195H62ZM80 196V195H79ZM258 196V195H257ZM261 196V195H260ZM47 197V196H46ZM77 197V196H76ZM104 197H102V198H104ZM120 197V196H119ZM264 197V196H263ZM18 198V197H17ZM28 198V197H27ZM56 198V197H55ZM55 198H54V200H55ZM57 198H58V196H57ZM61 198V197H60ZM63 198V197H62ZM257 198V197H256ZM261 198H262V196H261ZM51 199V198H50ZM67 199V198H66ZM70 199H72V198H70ZM84 199V198H83ZM108 199V198H107ZM115 199H116V197H115ZM120 199H122L123 200V198H121L120 197ZM119 199V200H120ZM18 200H19V198H18ZM24 200H26V199H24ZM24 200H23V202H24ZM29 200V199H28ZM69 200V199H68ZM68 200H67V202H68ZM75 200V199H74ZM80 200V199H79ZM103 200V199H102ZM101 200V201H102ZM105 201H106V198L104 199ZM118 200V199H117ZM125 201H126V199H124ZM16 201V200H15ZM71 201H73V199L71 200ZM76 201H77V198H76ZM93 201H95V200H93ZM109 201V203H110V200H108ZM128 201V200H127ZM253 201H255V200H253ZM258 201V200H257ZM50 202V201H49ZM55 202V201H54ZM90 202V201H89ZM112 202H114V200L112 201ZM131 202V201H130ZM53 203V202H52ZM94 203V202H93ZM126 202H124L123 204H125ZM261 203V202H260ZM77 204V203H76ZM80 204H82V200H81V203ZM95 204V203H94ZM112 204H114V207H115V209H117V208H120V205H122V203H120V202H118V201H116L115 203H112ZM111 204V205H112ZM127 204V203H126ZM181 204V203H180ZM41 205V204H40ZM43 205V204H42ZM50 205V204H49ZM49 205H45L44 206V214H45V216H44V218L46 217V219H47V221L49 222V224H50V226H53L55 223L54 222H56L55 220V215H54V213H53V211H52V209H50L51 207L49 206ZM70 205V204H69ZM89 205V204H88ZM87 205V206H88ZM93 205V204H92ZM108 205V204H107ZM11 206V205H10ZM68 206V205H67ZM79 206V204H77L76 205V207H78ZM110 206V205H109ZM122 206H124V205H122ZM127 206V205H126ZM130 206H131V204H130ZM238 206H239V204H238ZM258 206V205H257ZM7 207H9L8 205H7ZM22 207V206H21ZM39 207V206H38ZM80 207V206H79ZM112 207H113V205H112ZM111 207V209H113ZM240 207V206H239ZM55 208V207H54ZM68 208V207H67ZM70 208V209H69ZM69 210H68V213H72V212H74L75 211V204L74 203H72L70 206H69ZM81 208V207H80ZM87 208V207H86ZM41 209V208H40ZM61 209H62V206H61ZM122 209H123V207H122ZM125 209V208H124ZM129 209V208H128ZM263 209V208H262ZM37 210V209H36ZM54 210V209H53ZM60 210V209H59ZM76 210H78V208L76 209ZM83 210V212H84V209H82ZM180 210V209H179ZM43 211V210H42ZM70 211V212H69ZM115 211V214H117L116 212V210H114ZM234 211V210H233ZM240 211V210H239ZM7 212V211H6ZM16 212H17V210H16ZM16 212H15V214H13L12 213V216L10 215V218H5L6 220L5 221H3L2 223V226H1V228H0V238L1 237H3V238H5L6 236H7V229H8V227L10 226V221L12 222V220H13V218L15 219V217H16ZM19 212V211H18ZM57 212H59V211H57ZM67 212V211H66ZM122 212V211H121ZM123 212H125V211H123ZM230 212V211H229ZM228 212V213H229ZM235 212H237L236 210H235ZM101 213V212H100ZM110 213V212H109ZM232 213V212H231ZM239 213V212H238ZM35 215H36V213H34ZM43 214V215H44ZM76 214H78V213H76ZM80 214V213H79ZM86 214V213H85ZM105 214V213H104ZM112 213H110V216H112L111 215ZM114 214V213H113ZM127 214V213H126ZM128 214L129 215H127V217H126V219H128L129 221L128 222H131L133 225H136L137 223H138V217H137V219L134 217V213L132 214H130L129 212H128ZM237 214V213H236ZM1 215V214H0ZM3 215V214H2ZM19 215V214H18ZM34 215V216H35ZM37 215H40V214H37ZM74 215L75 214H73V218H74ZM87 215V214H86ZM100 215V214H99ZM109 215V214H108ZM108 215H106L105 217H107ZM119 215H121V213L119 214ZM118 215V216H119ZM21 216V215H20ZM85 216V215H84ZM123 217L125 216L124 214L122 215ZM226 215H224V217H225ZM230 216H231V214H230ZM230 216H228V217H230ZM1 217H3V216H1ZM71 217H72V215H71ZM77 217V216H76ZM75 217V218H76ZM179 217V216H178ZM42 218V217H41ZM109 218V217H108ZM112 218V217H111ZM115 218V217H114ZM118 218V217H117ZM117 218H115L114 220H116ZM120 218H121V216H120ZM125 218V217H124ZM123 218V219H124ZM1 219V218H0ZM40 219V218H39ZM45 219V220H46ZM80 219V218H79ZM78 219V220H79ZM174 219V218H173ZM70 220V219H69ZM73 220V219H72ZM104 220V219H103ZM113 220V221H114ZM118 220V219H117ZM120 220H122V219H120ZM177 220H178V218H177ZM14 221V220H13ZM68 221V220H67ZM75 221H77V220H75ZM91 221H93V220H91ZM98 221H100V220H98ZM111 221V220H110ZM109 221V222H110ZM119 221V220H118ZM124 221V220H123ZM15 222V221H14ZM42 222V221H41ZM58 222V221H57ZM66 222V221H65ZM74 222V221H73ZM90 222V221H89ZM173 222V221H172ZM34 223H36V222H34ZM43 223V222H42ZM42 223H40V224H42ZM87 223V222H86ZM94 223V222H93ZM113 223H117L116 221H114ZM112 223V224H113ZM120 223V222H119ZM181 223V222H180ZM233 223V222H232ZM1 224V223H0ZM12 224V223H11ZM22 224V223H21ZM58 224H59V222H58ZM60 224H62V222L60 223ZM79 224V223H78ZM90 224H92V223H90ZM103 224V223H102ZM121 224H122V221H121ZM120 224V225H121ZM126 224H128V223H126ZM177 224H179V222L177 223ZM17 225V224H16ZM30 225V224H29ZM28 225V226H29ZM36 225V224H35ZM38 225H39V223H38ZM76 225V224H75ZM74 225V226H75ZM118 225V224H117ZM172 225H174V224H172ZM230 225V224H229ZM13 226V225H12ZM31 226H33V225H31ZM37 226V225H36ZM42 226V225H41ZM47 226V225H46ZM49 226V225H48ZM58 226V225H57ZM67 226V225H66ZM65 226V227H66ZM79 226V225H78ZM104 226V225H103ZM114 226V225H113ZM167 226V225H166ZM169 226H170V224H169ZM174 226H176V221H175V225ZM174 226H173V230H174ZM184 226V225H183ZM221 226V225H220ZM231 226V225H230ZM14 227V226H13ZM26 227V226H25ZM24 226L22 227L23 229L25 228ZM68 227V226H67ZM71 227V226H70ZM80 227V226H79ZM105 227V226H104ZM107 227H109L108 225H107ZM118 226H115V228H117ZM170 227H172V226H170ZM178 227H179V225H178ZM181 227V226H180ZM15 228V227H14ZM37 228V227H36ZM50 228V227H49ZM60 228V227H59ZM113 229H114V227H112ZM134 228V227H133ZM177 228V227H176ZM11 229V228H10ZM22 229V230H23ZM27 229V228H26ZM29 229V228H28ZM38 229V228H37ZM44 229V228H43ZM48 229V228H47ZM74 229V228H73ZM78 229V228H77ZM100 229V228H99ZM105 229V228H104ZM107 229H109V228H107ZM166 229V228H165ZM31 230V229H30ZM39 230V229H38ZM41 230V229H40ZM50 230V229H49ZM58 230V229H57ZM65 230V229H64ZM83 230V229H82ZM85 230V229H84ZM170 230V229H169ZM20 231V230H19ZM28 231V230H27ZM34 231H35V229H34ZM46 231V230H45ZM54 232H56L55 230H53ZM59 231V230H58ZM63 231V230H62ZM73 231V230H72ZM71 231V232H72ZM75 231H77L76 229H75ZM75 231H73L72 233H70V230L68 231V233H70L69 234V236L68 235H66V236H68V238H66V240H68V242L69 243H65V244H72V243H76V240H78V239H76L74 242H71V241H73L74 240V238H77L76 236L78 235L77 233V235H75ZM102 231H103V229H102ZM101 231V232H102ZM107 231V230H106ZM134 231V230H133ZM184 231H186V229L184 230ZM26 232V231H25ZM32 232H33V229H32ZM38 232H40V231H38ZM53 232V233H54ZM63 232H65V231H63ZM99 232V231H98ZM105 232V231H104ZM132 232V231H131ZM158 232H159V230H158ZM168 232V231H167ZM174 232V231H173ZM175 232H177V231H175ZM181 232V231H180ZM219 232V231H218ZM45 233V232H44ZM51 233H52V231H51ZM57 233V232H56ZM56 233H54L53 234V236H52V246H51V249H54V247H55V245L57 244V243H60V241H58V236H57V234ZM67 233V234H68ZM84 233V232H83ZM110 233V232H109ZM135 232H133V234H134ZM166 233V232H165ZM30 234V233H29ZM32 234V233H31ZM79 234H81L80 232H79ZM85 234H87V233H85ZM89 234V233H88ZM95 234V233H94ZM106 234V233H105ZM123 234V233H122ZM127 234V233H126ZM138 234V233H137ZM170 234V233H169ZM174 234V233H173ZM177 234H179L178 232H177ZM188 234V233H187ZM217 234V233H216ZM9 235H11V234H9ZM34 235V234H33ZM43 235V234H42ZM46 235V234H45ZM61 235V234H60ZM111 235V234H110ZM109 235V236H110ZM135 235V234H134ZM13 236H15V234L13 235ZM32 236V235H31ZM40 237H41V235H39ZM47 236V235H46ZM66 236H64V237H66ZM79 236V235H78ZM96 236V235H95ZM100 236V235H99ZM123 236V235H122ZM157 236H159V235H157ZM169 236V235H168ZM214 236H216V235H214ZM213 236V237H214ZM218 236H220V235H218ZM22 237V236H21ZM40 237H38V238H40ZM51 237V236H50ZM80 237V236H79ZM86 237V236H85ZM102 237V236H101ZM172 237H174V236H172ZM33 238V237H32ZM43 238V237H42ZM46 239H47V237H45ZM91 238V237H90ZM94 238V237H93ZM96 238H98V237H96ZM100 238V237H99ZM103 239H104V237H102ZM106 238V237H105ZM111 238V237H110ZM178 238V235H177V237H176V239ZM215 238V237H214ZM213 238V239H214ZM218 238V237H217ZM15 239V238H14ZM22 239H23V237H22ZM25 239V238H24ZM31 239V238H30ZM33 239H35V238H33ZM46 239H45V241H46ZM80 239V238H79ZM92 239V238H91ZM109 239V238H108ZM144 239V238H143ZM142 239V240H143ZM147 239V238H146ZM173 239V238H172ZM171 239V240H172ZM182 239V238H181ZM221 239V238H220ZM220 239H218V240H220ZM3 240V239H2ZM26 240V239H25ZM37 240V239H36ZM50 240V239H49ZM81 240V239H80ZM85 240V239H84ZM83 240V241H84ZM87 240H89V239H87ZM100 240V239H99ZM125 240V239H124ZM139 240V239H138ZM141 240V241H142ZM164 239H162L161 240V245H162V241H163ZM168 240V239H167ZM167 240H166V242H167ZM179 239H177V241H178ZM215 240V243H216V240L217 239H214ZM214 240H212L213 241V243H214ZM222 240V239H221ZM1 241V240H0ZM8 241H10L9 239H8ZM15 241V240H14ZM48 241V240H47ZM51 241V240H50ZM65 241V240H64ZM63 241V242H64ZM79 241V240H78ZM96 241H98V240H96ZM111 241V240H110ZM109 241V242H110ZM117 241V240H116ZM121 241V240H120ZM170 241V240H169ZM176 241V240H175ZM176 241V242H177ZM212 241H211V243H209L208 244V246H206V248L207 247H209L211 244H212ZM21 242H22V240H21ZM32 242H34L33 240H32ZM32 242H30V243H32ZM38 242H40V241H38ZM44 242V241H43ZM71 242V243H70ZM80 242V241H79ZM91 242V241H90ZM106 242H107V240H106ZM115 242V241H114ZM114 242H112L113 244H114ZM132 242V241H131ZM136 242V241H135ZM178 242H180V240L178 241ZM182 242V241H181ZM18 243V242H17ZM26 243H27V241H26ZM45 243V242H44ZM51 243H49V244H51ZM120 243V242H119ZM130 243V242H129ZM134 243V242H133ZM138 243V242H137ZM149 243V242H148ZM147 243V244H148ZM156 244H157V242H155ZM163 243L165 244V242L163 241ZM173 243V242H172ZM175 243V242H174ZM207 243V242H206ZM214 243V244H215ZM14 244V243H13ZM12 244V245H13ZM19 244V243H18ZM38 244V243H37ZM42 244V243H41ZM83 244V243H82ZM86 243H84V245H85ZM88 244V243H87ZM93 244H95V243H93ZM98 243H96V245H97ZM121 244V243H120ZM140 244H142V243H140ZM166 244H168V242L166 243ZM202 244V243H201ZM219 244V243H218ZM4 245H5V243H4ZM43 245V244H42ZM88 245H90V244H88ZM121 245H123V244H121ZM129 245V244H128ZM155 245V244H154ZM178 245V244H177ZM176 245V246H177ZM180 245H181V243H180ZM179 245V246H180ZM205 245V244H204ZM216 245V244H215ZM228 245V244H227ZM239 245V244H238ZM237 245V246H238ZM9 246H11V245H9ZM16 246V245H15ZM61 246H62V244H61ZM71 246V245H70ZM80 246V245H79ZM99 246V245H98ZM117 246H119V245H117ZM124 246V245H123ZM123 246H121V247H123ZM133 246V245H132ZM149 246V245H148ZM150 246H152V245H150ZM147 247V245H146V247L148 248V250H149V248H151V247ZM163 246V245H162ZM166 246H168V245H166ZM169 246H173V245H169ZM219 246L220 245H218V248H219ZM230 247H231V245H229ZM264 246V245H263ZM17 247V246H16ZM18 247H19V245H18ZM27 247V246H26ZM31 247H32V245H31ZM50 247V246H49ZM66 247H68V246H66ZM74 247L75 246H73V250H74ZM95 247V246H94ZM100 247H101V245H100ZM126 247V246H125ZM130 247V246H129ZM137 247V246H136ZM135 247V248H136ZM138 247H140V245L138 246ZM145 247V246H144ZM144 247H142L141 249L143 250V249H145L146 250V248H144ZM153 247V246H152ZM183 247V246H182ZM205 247V246H204ZM221 247V246H220ZM222 247H224V246H222ZM262 247V246H261ZM0 248H2V246L0 247ZM47 248V247H46ZM79 248V247H78ZM93 247H91L90 249H92ZM116 247L114 246V250H118L117 248L115 249ZM119 248V247H118ZM124 248V247H123ZM126 248H128V247H126ZM125 248V249H126ZM134 248V249H135ZM164 249L165 248H167V247H163ZM162 248V249H163ZM185 248V247H184ZM197 248V247H196ZM205 248V249H206ZM217 248V249H218ZM232 248H233V246H232ZM12 249H14V247L12 248ZM25 249V248H24ZM33 249V248H32ZM51 249H49V251L51 250ZM57 249V248H56ZM65 249V248H64ZM81 249V248H80ZM80 249H78V250H80ZM113 249H111V250H113ZM122 249V248H121ZM151 249H153V248H151ZM161 249V248H160ZM172 250H171V252L170 253H172L173 254V256L174 257H176L177 255H178V248L177 247H172L171 248ZM214 249H216V247L214 248ZM225 249V248H224ZM6 250V249H5ZM15 250H16V248H15ZM17 250H18V248H17ZM33 250H35V248L33 249ZM36 250H38V249H36ZM48 250V249H47ZM59 250H60V248H59ZM67 250V249H66ZM65 250V251H66ZM69 250H70V248H69ZM86 250V249H85ZM88 250V249H87ZM95 250V249H94ZM96 250H98V249H96ZM107 250V249H106ZM113 250V251H114ZM120 250V249H119ZM118 250V251H119ZM127 250V249H126ZM136 250V252H137V248L135 249ZM140 250V249H139ZM141 250V251H142ZM154 250H155V248H154ZM157 250V249H156ZM169 250V248L167 249V251ZM226 250V249H225ZM8 251V250H7ZM7 251H5L6 253L4 254V253H2V255L0 254V264H24V255H25V250H18V251H16L15 253L13 252V253H9V252H7ZM44 251V250H43ZM62 251V250H61ZM84 251V250H83ZM117 251V255L116 256H118V253H122V251H120V252H118ZM125 251V250H124ZM132 251V250H131ZM134 251V250H133ZM132 251V252H133ZM140 251V252H141ZM144 251V250H143ZM147 251V250H146ZM149 251H151V250H149ZM164 251V250H163ZM166 251V252H167ZM203 251V250H202ZM220 251V250H219ZM2 252V251H1ZM30 252V251H29ZM47 252V251H46ZM63 252V251H62ZM73 252H75V251H73ZM80 252H82V251H80ZM91 252V251H90ZM96 252V251H95ZM98 252H99V250H98ZM110 252V251H109ZM112 252V251H111ZM116 252V251H115ZM135 252V253H136ZM156 252V251H155ZM155 252H152V253H154V255H155ZM158 252H159V250H158ZM200 252V251H199ZM216 252V251H215ZM215 252H214V250H213V253H212V251H209L208 253H210V256L212 257L213 255H215ZM227 252V251H226ZM49 253V252H48ZM51 253V252H50ZM54 253V252H53ZM120 253V254H121ZM141 253H144V252H141ZM147 253V252H146ZM160 253V252H159ZM159 253H157V254H159ZM163 252H161V254H162ZM191 253V252H190ZM197 253V252H196ZM205 253V251L204 252H202V254H204ZM259 253V252H258ZM261 253V252H260ZM33 254V253H32ZM42 254V253H41ZM44 255H45V252L43 253ZM69 254V253H68ZM92 254V253H91ZM129 254H132V253H129ZM138 254H140V253H138ZM145 254V253H144ZM163 254H165V252L163 253ZM168 254V253H167ZM192 254V253H191ZM201 254V253H200ZM202 254L200 255V259H201V256H202ZM212 254V255H211ZM221 254H224V253H222L221 252ZM229 254V253H228ZM261 254H264V253H261ZM39 255V257H40V254H38ZM48 255V254H47ZM45 256V257H48V256ZM51 255V254H50ZM55 255H57V252L55 253ZM64 255V254H63ZM66 255V254H65ZM74 255H76V252H75V254ZM79 255H81V254H79ZM112 255H114L113 253H112ZM133 255V254H132ZM135 255V254H134ZM141 255V254H140ZM150 255V254H149ZM181 255V254H180ZM187 255V254H186ZM188 255H189V253H188ZM193 255V254H192ZM207 255V254H206ZM209 255V254H208ZM207 255V256H208ZM260 255V254H259ZM259 255H256L257 256V258H258V256ZM53 256V255H52ZM58 256V255H57ZM78 256V255H77ZM77 256H76V258H77ZM84 256V255H83ZM97 256V255H96ZM120 256V255H119ZM129 255H127V254H123V255H121V257L120 258H118V259H120V261H119V264H127V261H128V258H130L131 259V257H128ZM136 256V255H135ZM142 256H145L146 257V255H141L140 257L142 258ZM151 256V255H150ZM158 256V255H157ZM161 256V255H160ZM166 256V255H165ZM184 256V255H183ZM199 256V255H198ZM207 256H204L205 258H206V260H211V258L210 259H207ZM209 256V257H210ZM216 256H218V255H216ZM229 256V255H228ZM255 256V257H256ZM261 256H263V255H261ZM43 257V256H42ZM44 257V258H45ZM54 257V256H53ZM52 257V258H53ZM81 257H82V255H81ZM87 257V256H86ZM89 257V256H88ZM139 257V258H140ZM155 257H156V255H155ZM159 257V256H158ZM167 257V256H166ZM166 257L164 258V259H166ZM169 257H172L171 255L169 256ZM189 257V256H188ZM208 257V258H209ZM264 257V256H263ZM28 258V257H27ZM36 258H37V256H36ZM48 258H50V260H51V257H48ZM47 258V259H48ZM57 258V257H56ZM60 258V257H59ZM74 258V257H73ZM79 258V257H78ZM77 258V259H78ZM95 258V257H94ZM99 258H100V256H99ZM132 258H134V257H132ZM138 258V259H139ZM140 258V259H141ZM157 258V257H156ZM162 258V257H161ZM184 258V257H183ZM183 258H181V257H177L176 259H173L174 261H171V263H169V264H185V259L183 260ZM186 258V257H185ZM189 258H191V257H189ZM196 257L194 256V259H195ZM197 258H199V257H197ZM197 258H196V260H197ZM203 258V257H202ZM205 258H204V260H205ZM212 258H215L214 256L212 257ZM257 258H255V259H257ZM32 259V258H31ZM77 259L75 260V261H77ZM89 259H91V258H89ZM115 259V258H114ZM144 259H147L148 260V258L146 257V258H144ZM152 256H151V258H149V260L152 262ZM159 259V261H160V258H158ZM157 259V260H158ZM163 259V262L165 261ZM168 259H170V258H168ZM223 259H224V257H223ZM261 259H262V257H261ZM28 260V259H27ZM37 260H39V259H37ZM63 260V259H62ZM108 260V259H107ZM113 260V259H112ZM116 260V259H115ZM146 260V263H143V264H147V261ZM153 260H155V259H153ZM186 260H188L187 258H186ZM191 260V259H190ZM189 260V261H190ZM199 260V259H198ZM204 260H202L203 261V264H205L204 263ZM205 260V261H206ZM213 260V259H212ZM74 261V260H73ZM83 261V260H82ZM92 261V260H91ZM104 261V260H103ZM106 261V260H105ZM162 261V260H161ZM170 261V260H169ZM185 261V262H184ZM192 261H195V260H192ZM191 261V262H192ZM200 261V260H199ZM227 261V260H226ZM252 261H254V260H252ZM259 261V260H258ZM263 261V260H262ZM34 262V261H33ZM36 262V261H35ZM34 262V263H35ZM48 264H49V262H48V260L46 261ZM51 262V264H61V258H60V260H52V261H50ZM63 262V261H62ZM129 262V261H128ZM135 262H137L136 260H135ZM143 262H145V260L143 261ZM207 262H209V263H211V261H207ZM225 262V261H224ZM223 262V260H222V263H224ZM261 262V261H260ZM259 262V263H260ZM38 263H39V261H38ZM43 263H44V261H43ZM67 262H65V264H66ZM87 263V262H86ZM104 263V262H103ZM107 263V262H106ZM150 263V262H149ZM148 263V264H149ZM153 263H155V262H153ZM166 263V262H165ZM189 264H192V263H190V262H188ZM187 263V264H188ZM193 263H195V262H193ZM199 263H202V262H198V264ZM218 263V262H217ZM32 264V263H31ZM40 264V263H39ZM68 264H69V262H68ZM100 264V263H99ZM108 264V263H107ZM113 264V263H112ZM117 264V263H116ZM129 264V263H128ZM131 264H133V263H131ZM197 264V263H196ZM208 264V263H207ZM215 264V263H214ZM228 264H230V263H228ZM231 264H233V263H231ZM251 264V263H250Z\"/></svg>","mask_w":264,"mask_h":264}]
</instances>
